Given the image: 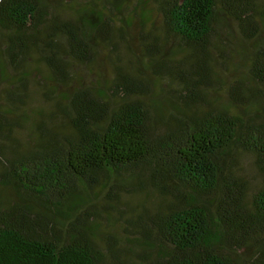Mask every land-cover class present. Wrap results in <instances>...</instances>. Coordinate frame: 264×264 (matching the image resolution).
Here are the masks:
<instances>
[{"label": "trees", "instance_id": "trees-1", "mask_svg": "<svg viewBox=\"0 0 264 264\" xmlns=\"http://www.w3.org/2000/svg\"><path fill=\"white\" fill-rule=\"evenodd\" d=\"M153 10L201 51L216 26L233 20L252 42L245 79L229 86V105L202 108V67L176 73L180 88L167 98L119 71L116 103L94 83L59 95L51 116L33 121L31 145L12 141V125L0 132L10 140L0 141V188L10 192L0 194V264H240L249 244L244 263L264 264V0H0V57L30 75L44 67L64 84L73 62H93L115 30L149 22ZM60 115L69 132L56 130ZM245 154L260 174L250 197L232 173ZM141 167L167 204L129 248H101L84 213L90 191L105 186L102 176Z\"/></svg>", "mask_w": 264, "mask_h": 264}, {"label": "rangeland", "instance_id": "rangeland-1", "mask_svg": "<svg viewBox=\"0 0 264 264\" xmlns=\"http://www.w3.org/2000/svg\"><path fill=\"white\" fill-rule=\"evenodd\" d=\"M1 36L0 29V41ZM251 49L252 42L238 31L233 20L215 27L203 51L195 49L169 33L161 16L153 10L149 22H134L115 30L110 41L99 45L93 62H73L69 80L64 84L50 81L44 67L32 70L30 75V67L21 70L12 63L6 66L0 57V125H5V130L1 128L0 132L7 133L12 125V141L17 140L20 148L31 145L36 133L35 119L50 117L48 110L54 108L61 95L94 83L105 90L110 104L116 103L119 97L110 87L119 71L140 83L145 94L167 98L173 97L180 88L176 73L193 76V68L202 67L198 71L206 76L207 83L202 90L203 99L199 101L201 107L229 105L228 88L234 80L245 79ZM153 56L156 61L165 59L167 63L155 62L162 66L158 68L152 62ZM172 71L175 74L170 76ZM66 122L62 115L53 120L60 132L70 131ZM0 141L8 147L10 140L0 137ZM135 172L133 176L124 170L102 176L100 183L106 182L105 186L97 184L90 191L84 213L89 216L101 248L109 243L117 244L122 250L129 248L139 225L148 224L152 213L167 204L168 198L162 188L154 186L151 172L145 167ZM232 173L236 188L245 191L248 197L260 184V174L250 155H241ZM0 194L10 196V192L1 188ZM254 250L252 244L245 247L240 264H246L244 260Z\"/></svg>", "mask_w": 264, "mask_h": 264}]
</instances>
